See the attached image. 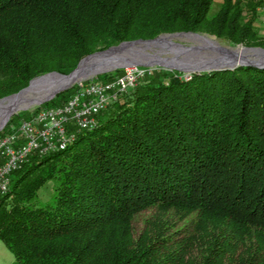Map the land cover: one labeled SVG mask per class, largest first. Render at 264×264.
<instances>
[{"label":"trees","instance_id":"16d2710c","mask_svg":"<svg viewBox=\"0 0 264 264\" xmlns=\"http://www.w3.org/2000/svg\"><path fill=\"white\" fill-rule=\"evenodd\" d=\"M213 1L0 0V98L125 40L201 31L264 46L261 0H223L209 16ZM179 75L156 70L94 128L14 172L0 196L12 264H264V68ZM52 178L51 205L32 206ZM152 207L136 235V215ZM170 211L185 226L175 228Z\"/></svg>","mask_w":264,"mask_h":264},{"label":"water","instance_id":"95a60500","mask_svg":"<svg viewBox=\"0 0 264 264\" xmlns=\"http://www.w3.org/2000/svg\"><path fill=\"white\" fill-rule=\"evenodd\" d=\"M195 42L185 45L176 38ZM134 65L161 66L186 73L234 69L240 65L264 68V48H228L204 34L193 31L161 33L153 38L125 40L83 57L64 74L52 71L37 76L29 84L0 99V130L13 113L41 105L81 79Z\"/></svg>","mask_w":264,"mask_h":264},{"label":"built area","instance_id":"2783aa9c","mask_svg":"<svg viewBox=\"0 0 264 264\" xmlns=\"http://www.w3.org/2000/svg\"><path fill=\"white\" fill-rule=\"evenodd\" d=\"M151 73L149 67L129 66L109 82L80 81L66 102L41 108L31 118L22 120L18 131L0 137V157H5L0 166V187L7 189L10 172L20 168L34 152L46 155L64 149L78 131L94 128L98 115L117 101L121 92Z\"/></svg>","mask_w":264,"mask_h":264},{"label":"rangeland","instance_id":"374dc122","mask_svg":"<svg viewBox=\"0 0 264 264\" xmlns=\"http://www.w3.org/2000/svg\"><path fill=\"white\" fill-rule=\"evenodd\" d=\"M222 2L223 0H214L211 7H210V10H209V13L208 15L209 16H212L214 15L220 8H221V5H222ZM263 6V0H261V5L260 7L258 8L259 10V17L256 21V29L258 30V33L264 37V10L262 8ZM193 32H199L201 34H204L206 35L207 37H209L211 40H216L218 41L221 45L225 46V47H228V48H233V49H236V48H243V47H262L264 48V46H249V45H246L244 43H238V44H231L229 41L225 40V39H219L217 38L214 34H210V33H207V32H201V31H193ZM158 36V35H157ZM138 39V38H137ZM132 40V39H131ZM177 42H181L187 46L189 45H192V44H195V42L193 40H191L190 38H187V37H182V38H176L175 39ZM102 50V49H100ZM98 51V50H97ZM93 53V52H92ZM78 64V63H77ZM77 66V65H76ZM75 66V67H76ZM134 66H143V65H134ZM143 67H149V68H152V73L143 77L142 79L139 80V82L136 84V86L140 83V82H144V81H150L151 79H149V77H151L154 72L160 68H163V69H167V70H170V71H179V70H176V69H169V68H165V67H161V66H143ZM124 68H119V69H122V72L120 74H117L113 79H115L116 77H118L119 75H122L123 72H124ZM73 70V69H72ZM71 70V71H72ZM117 70V69H116ZM52 71H58V70H52ZM52 71H49V72H52ZM70 71V72H71ZM115 71V70H114ZM114 71H110V72H114ZM58 72H61V71H58ZM180 72V75L179 77H185L186 79H190L192 77V74L193 73H186V72H183V71H179ZM61 73H64V72H61ZM105 73H109V72H105ZM64 74H67V73H64ZM104 73L102 74H97V75H94L90 78H87V79H81L79 81H77L75 84H73L70 88L66 89V90H69L71 88H73L75 86V89L77 88L78 86V82L80 81H90L91 79H95V80H98V81H101V82H109L113 79H107L104 75ZM188 75V76H187ZM40 76V75H39ZM136 86H134L133 88H129L126 92H121L119 94V98L118 100L120 99V97L125 94V93H128L130 92L131 90H133ZM64 90V91H66ZM64 91H61V92H64ZM59 92V93H61ZM58 93V94H59ZM13 94V93H12ZM57 94V95H58ZM56 95V96H57ZM8 96V95H7ZM55 96V97H56ZM54 97V98H55ZM3 98V97H2ZM54 98H52L51 100H53ZM1 99V98H0ZM51 100L43 103V104H46L48 102H50ZM114 103V102H113ZM43 104L41 105H38V106H35V107H31L29 109H22V110H18L16 111L15 113H13L11 115V117L9 118V120L7 121V123L4 125V127L0 130V133L2 131H6V133L4 135H0V137L2 136H5L7 135L8 133L12 132V131H18V126L20 124V122L22 120H26V119H29L31 118L32 115H34L37 111H35V109L37 107H40L42 106ZM112 105V104H111ZM111 105L109 107H111ZM50 106V105H48ZM48 106H45V107H48ZM51 106H56V105H51ZM41 108H44V107H41ZM40 108V109H41ZM39 109V110H40ZM14 119V120H12ZM9 125V126H8ZM8 127H10V129H7ZM7 129V130H6ZM61 150V149H60ZM58 151V150H56ZM55 152V151H54ZM52 153V152H51ZM49 153V154H51ZM33 154H39L37 152H34ZM32 154V155H33ZM31 155V156H32ZM41 155V154H40ZM48 155V154H46ZM30 156V157H31ZM42 156H45V155H42ZM30 157L29 159L26 161L28 162L30 160ZM5 161V157H0V166L2 165V163ZM25 162V163H26ZM24 163V164H25ZM24 164L18 168V169H15L13 170L12 172H10V181L9 182V185L7 187V189L3 190L1 187H0V196L8 193L10 191V188L12 186V183H13V175H14V172L16 170H19V169H22V167L24 166ZM55 183H56V179L55 178H52V179H49L47 180L38 190L37 194L34 196V198L30 201V204L32 206H49L51 205L53 199H54V195H55V191H54V188H55ZM157 209L156 207H152V208H149L145 211H142L141 213L137 214L135 219H134V232L136 235H138L139 233L142 232V230L144 229L145 227V224H146V221L155 216L156 213H157ZM170 214V215H169ZM169 217L171 218V222L174 223L175 225V228H179L181 226H185V220L182 219L181 215L179 214H176L174 211H170L169 212ZM189 228H191V226H189V224L187 225V228L184 231H187ZM15 261V255L14 253L10 250V248L6 245V243L0 239V264H12L13 262Z\"/></svg>","mask_w":264,"mask_h":264},{"label":"bare ground","instance_id":"6f19581e","mask_svg":"<svg viewBox=\"0 0 264 264\" xmlns=\"http://www.w3.org/2000/svg\"><path fill=\"white\" fill-rule=\"evenodd\" d=\"M129 67V66H128ZM188 76V75H187ZM9 182H11V181H9Z\"/></svg>","mask_w":264,"mask_h":264}]
</instances>
